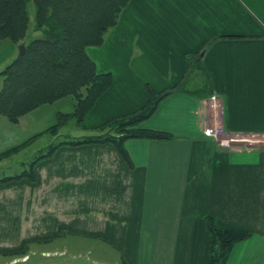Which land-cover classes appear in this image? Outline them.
<instances>
[{
  "label": "crops",
  "instance_id": "obj_1",
  "mask_svg": "<svg viewBox=\"0 0 264 264\" xmlns=\"http://www.w3.org/2000/svg\"><path fill=\"white\" fill-rule=\"evenodd\" d=\"M2 43L4 64L19 46ZM86 53L112 83L81 129L139 110L145 87L175 85L190 54L203 69L141 125L172 140L125 142L131 167L110 144L63 146L35 165L34 182L0 183V264H30L32 256L38 264H207L209 217L251 233L225 264H264V0H131ZM205 75L215 101L191 95ZM74 106L68 96L16 124L0 116V153ZM204 127L223 131L229 146ZM96 247L119 259L97 260Z\"/></svg>",
  "mask_w": 264,
  "mask_h": 264
},
{
  "label": "trees",
  "instance_id": "obj_2",
  "mask_svg": "<svg viewBox=\"0 0 264 264\" xmlns=\"http://www.w3.org/2000/svg\"><path fill=\"white\" fill-rule=\"evenodd\" d=\"M131 0H0V41L24 45V52L17 55L0 71V116L9 123L19 119L38 107L52 104L71 96L75 106L69 114H57L55 125L31 140L0 153V161L28 146L34 139L49 134L57 137L69 122L81 129L82 124L97 100L109 89L112 76L98 73L94 62L86 53L87 47L102 45L106 33L118 21L122 10ZM34 7L31 23L28 4ZM32 32L31 39L27 38ZM185 75L172 87L156 92L145 87L147 101L143 107L129 115L114 118L96 128L99 133L85 137H66L51 143L32 161L23 166L18 174L0 178V183L27 179L36 180L35 165L47 159L63 146L87 144H110L123 162L131 167V160L125 148L129 139L170 141L169 133L144 129L140 125L150 119L159 103L169 95L184 91V83L191 73L201 68L198 54L187 58ZM213 93L208 75L201 79L196 92L197 99L209 98ZM205 228L209 234L207 264H225L232 246L251 236L246 230L221 228L213 218H207ZM221 256L214 261L217 247ZM18 251L10 254H17Z\"/></svg>",
  "mask_w": 264,
  "mask_h": 264
},
{
  "label": "rangeland",
  "instance_id": "obj_3",
  "mask_svg": "<svg viewBox=\"0 0 264 264\" xmlns=\"http://www.w3.org/2000/svg\"><path fill=\"white\" fill-rule=\"evenodd\" d=\"M28 13L30 17L31 23L33 22V17H34V7L32 3L28 4ZM35 34L33 35V37ZM32 37V32L29 31L27 34V38L31 39ZM9 43V41H4V43ZM18 54V50H17ZM2 60H7V49L5 48V45H2L0 47V71L7 66L12 60H8L4 64H2ZM0 87H1V80H0ZM190 87L189 84L186 86ZM188 89V88H187ZM142 125V124H141ZM140 125V126H141ZM99 133L98 129L96 128H86V129H79L75 127L74 123L71 121L64 125L63 129L60 131V134L54 138L49 134H44L42 135V138L37 140L36 142L32 143L31 145L26 146V148L22 149L17 155L13 154L12 157H10L8 160L3 161L0 163V177H5V176H11L14 174H18L20 171H22L23 166L25 164H28L34 159L36 156L39 155L42 151H44L51 143L57 142V141H62L63 139H66V137L70 136L72 138H79V137H85L88 135L96 134ZM227 138V137H224ZM95 256L97 260L104 259L106 261H113V258H118L117 255L115 254H105L103 256L98 255L100 253V249L98 247L95 248ZM105 253V252H103ZM36 256H32V259L30 261V264H38L36 261ZM69 257H67L68 259ZM111 259V260H110ZM7 261L6 259L0 258V263H3Z\"/></svg>",
  "mask_w": 264,
  "mask_h": 264
},
{
  "label": "built area",
  "instance_id": "obj_4",
  "mask_svg": "<svg viewBox=\"0 0 264 264\" xmlns=\"http://www.w3.org/2000/svg\"><path fill=\"white\" fill-rule=\"evenodd\" d=\"M215 95L211 96V100L215 101ZM203 134L207 137L213 138L216 141L221 142L222 145H225L226 147L229 146V142L225 137V133L223 131H221L218 128H208V127H204L203 128Z\"/></svg>",
  "mask_w": 264,
  "mask_h": 264
},
{
  "label": "water",
  "instance_id": "obj_5",
  "mask_svg": "<svg viewBox=\"0 0 264 264\" xmlns=\"http://www.w3.org/2000/svg\"><path fill=\"white\" fill-rule=\"evenodd\" d=\"M24 52V45H20L18 47V55L21 56ZM221 256V248L220 246L217 247L215 253H214V261L217 262Z\"/></svg>",
  "mask_w": 264,
  "mask_h": 264
}]
</instances>
